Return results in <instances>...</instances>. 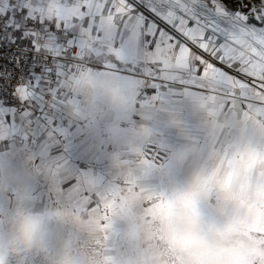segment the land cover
Returning a JSON list of instances; mask_svg holds the SVG:
<instances>
[{
  "label": "snow or ice",
  "instance_id": "obj_1",
  "mask_svg": "<svg viewBox=\"0 0 264 264\" xmlns=\"http://www.w3.org/2000/svg\"><path fill=\"white\" fill-rule=\"evenodd\" d=\"M85 71L132 106L190 97L230 137L238 118H264V0H0V142L38 148L49 199L92 209L106 186L50 155L60 121L82 119L70 85Z\"/></svg>",
  "mask_w": 264,
  "mask_h": 264
},
{
  "label": "clouds",
  "instance_id": "obj_2",
  "mask_svg": "<svg viewBox=\"0 0 264 264\" xmlns=\"http://www.w3.org/2000/svg\"><path fill=\"white\" fill-rule=\"evenodd\" d=\"M70 86L82 119L99 105L128 104L86 71ZM203 117L211 140L180 180L149 182L160 170L146 145H133L92 209L55 196L43 207L21 198L0 209V264H264V118L240 117L221 138Z\"/></svg>",
  "mask_w": 264,
  "mask_h": 264
},
{
  "label": "crops",
  "instance_id": "obj_3",
  "mask_svg": "<svg viewBox=\"0 0 264 264\" xmlns=\"http://www.w3.org/2000/svg\"><path fill=\"white\" fill-rule=\"evenodd\" d=\"M145 103L142 98L138 107L99 105L83 119L69 122L65 118L60 123L67 137L50 155L63 156L72 172L89 174L106 186L116 174L117 159H124L130 146L146 145L149 160L160 170L149 171V182L184 178L191 162L211 140L199 104L177 94L166 96L154 108L142 107ZM35 152L38 148L18 136L0 142V209L21 198L38 207L43 200L48 204L49 184L29 160ZM186 155H190L188 161L175 164Z\"/></svg>",
  "mask_w": 264,
  "mask_h": 264
},
{
  "label": "rangeland",
  "instance_id": "obj_4",
  "mask_svg": "<svg viewBox=\"0 0 264 264\" xmlns=\"http://www.w3.org/2000/svg\"><path fill=\"white\" fill-rule=\"evenodd\" d=\"M43 206H47L46 202L43 200V204L41 205V207ZM59 240V233H55L53 234V237H52V240H51V243L53 245H55ZM28 264H41L40 260L38 257H32L29 261H28Z\"/></svg>",
  "mask_w": 264,
  "mask_h": 264
},
{
  "label": "built area",
  "instance_id": "obj_5",
  "mask_svg": "<svg viewBox=\"0 0 264 264\" xmlns=\"http://www.w3.org/2000/svg\"><path fill=\"white\" fill-rule=\"evenodd\" d=\"M141 99H142V97L141 98H138V101H137V104L135 105V107H138L139 106V102H140Z\"/></svg>",
  "mask_w": 264,
  "mask_h": 264
}]
</instances>
